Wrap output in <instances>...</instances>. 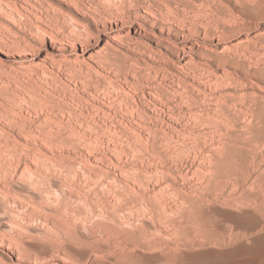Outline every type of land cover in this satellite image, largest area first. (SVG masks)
Masks as SVG:
<instances>
[{
  "label": "rangeland",
  "instance_id": "rangeland-1",
  "mask_svg": "<svg viewBox=\"0 0 264 264\" xmlns=\"http://www.w3.org/2000/svg\"><path fill=\"white\" fill-rule=\"evenodd\" d=\"M0 264H264V0H0Z\"/></svg>",
  "mask_w": 264,
  "mask_h": 264
},
{
  "label": "bare ground",
  "instance_id": "bare-ground-1",
  "mask_svg": "<svg viewBox=\"0 0 264 264\" xmlns=\"http://www.w3.org/2000/svg\"><path fill=\"white\" fill-rule=\"evenodd\" d=\"M180 1V0H179ZM212 1V0H211ZM187 6V5H186ZM203 8V6H202ZM154 16V15H153ZM200 16V15H199ZM158 17V16H157ZM168 18V17H167ZM187 18V17H186ZM241 18V17H240ZM211 21V20H210ZM211 23V22H210ZM208 34V33H207ZM114 36V35H113ZM174 45V44H173ZM161 53V52H160ZM161 56V55H160ZM226 71V70H225ZM203 76V75H202ZM228 76V75H227ZM230 76V75H229ZM194 113V112H193ZM209 117V116H208ZM209 124V123H208Z\"/></svg>",
  "mask_w": 264,
  "mask_h": 264
}]
</instances>
